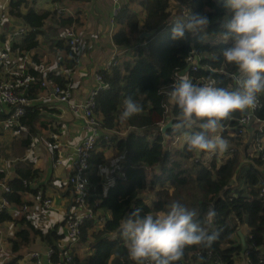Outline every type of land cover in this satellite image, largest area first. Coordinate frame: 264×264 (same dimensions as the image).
<instances>
[{
  "label": "trees",
  "instance_id": "16d2710c",
  "mask_svg": "<svg viewBox=\"0 0 264 264\" xmlns=\"http://www.w3.org/2000/svg\"><path fill=\"white\" fill-rule=\"evenodd\" d=\"M28 1L11 0L8 10L26 27L21 37L10 44L12 50L20 52L39 47V35L43 33L45 19L50 14L61 27H67L74 21V17L57 15L55 10L36 11L32 4L28 6ZM137 2L142 6V14L126 2L115 15L119 26L112 34V41L117 48L125 49L128 55L118 54L116 62L98 69L107 85L100 88L95 96L94 111L103 130L90 155L89 178L93 186L90 201L102 219L87 218L83 221L77 244H86L91 252L81 261L76 245L72 246L73 260L65 264H134L127 256L120 234L121 224L136 210L141 216L167 212L174 201L195 211L194 220L207 227L209 234L215 237L210 246L186 248L183 259L177 264H264V195H260L264 186V159L254 141L264 136V126L262 130L246 127L245 132L253 141L250 153L243 151L249 157L244 163H241L240 151L235 147H229L221 160L218 154H204V159L200 156L195 159L194 152L187 150L185 142L181 146L172 142L185 131L200 129L177 131L172 126L163 132L160 128L170 117L174 118L173 125L176 123L178 109L169 103L168 93L181 77L187 76L197 85L215 82L217 87H233L232 75L237 70L227 66L222 56L223 49L228 46L222 39L223 29L220 28L228 19L223 0ZM22 6L27 8L22 10ZM190 13L208 17L207 32L202 39L199 34L189 33L185 39L173 41L172 23ZM144 29L153 33L138 38ZM4 40L5 32H1L0 41ZM53 43L65 53L61 62L64 68L72 69L75 52L65 36H58ZM191 54L197 56L196 68L188 61ZM37 56L38 53L34 59ZM27 72L34 80L21 89L30 98L37 96L43 74L61 86H68L70 82L64 71L58 69L42 72L37 67H30ZM128 97L141 105L142 111L121 123L119 117ZM260 99L261 105L255 116L264 120V94ZM6 115L4 111L0 112V119ZM241 115L236 113L232 119L224 121L221 132L224 136L233 133L236 147L242 142L239 133ZM40 116L41 107L34 102L26 106L24 114L19 116V123L12 125L15 129L27 128L29 135L23 138L24 145L30 143L31 136L37 135ZM106 149H111L119 159L109 175V183H105L98 172L106 162ZM184 159H192V163L187 166ZM5 175V171L0 169V180L9 187V190L2 191V195L12 205H24L23 192H37L31 182L38 175V169L33 168L31 162L18 163L14 176L7 178ZM152 192L155 194L151 197ZM8 208L0 209V221L15 222ZM209 210L216 213L210 226L205 224ZM22 216L18 219L14 237L10 239L12 252L3 264H21L22 250L33 245L35 236L43 245L52 248L51 258L56 260L64 236L59 226L64 225V220L42 229ZM241 225L247 231L245 244L237 236Z\"/></svg>",
  "mask_w": 264,
  "mask_h": 264
},
{
  "label": "clouds",
  "instance_id": "9594fccd",
  "mask_svg": "<svg viewBox=\"0 0 264 264\" xmlns=\"http://www.w3.org/2000/svg\"><path fill=\"white\" fill-rule=\"evenodd\" d=\"M228 19L220 25L222 39L228 45L222 51L223 61L237 70L233 87L211 84L197 85L183 76L171 86L169 103L177 109V131L184 132L189 152L216 155L226 152L229 142L221 135L224 121L236 113L254 109L264 94V0H223ZM206 15L189 14L172 24L171 39L180 41L187 34L203 38L209 27ZM142 111L141 105L126 98L121 123ZM216 213L209 210L205 224L210 226ZM196 212L174 201L162 215H140L133 212L121 224V237L128 259L134 264H177L191 246H210L214 235L194 220Z\"/></svg>",
  "mask_w": 264,
  "mask_h": 264
},
{
  "label": "crops",
  "instance_id": "0c3cea01",
  "mask_svg": "<svg viewBox=\"0 0 264 264\" xmlns=\"http://www.w3.org/2000/svg\"><path fill=\"white\" fill-rule=\"evenodd\" d=\"M28 2V6L32 4L36 11L54 10L52 0H29ZM126 2L129 3L132 9L139 13L142 11V6L137 0H120L121 5ZM65 4L74 13L75 16L72 23L81 36L80 48L76 56H73L74 66L70 71H67L69 68H64L61 63L65 57V53L53 43V40L58 36H64L66 26L61 27L51 17L52 14L45 19L43 25L44 31L39 35V47L37 49H31L30 51L24 50L18 52L15 50L16 53L12 55L14 60L20 54L23 55L22 59L26 57L25 59L34 61V64L28 63V68L32 67L36 69L37 67L42 72L51 69L64 71V74L70 80L69 83L73 97L76 99H84L90 87L94 84V73L99 68L105 66L104 64L112 55L114 48H117L113 44L112 34L119 25L116 23L115 16L113 15L112 0H68L65 1ZM25 8L27 7H21L22 10H25ZM11 17L12 21H9L1 28V31H4L7 27L5 30L6 36L8 31L15 25L22 23L20 18L14 17L13 15ZM144 30H141L140 33ZM140 33L138 38L140 37ZM118 49L117 52L120 55L122 53L124 55L126 54V56L128 55L125 49ZM37 53L39 56H37V59H34ZM19 62L20 60L15 61L16 64ZM6 68L7 66H0V78L8 77ZM35 102L41 107V116L38 120L37 129L38 133H41V139L39 140L43 144H39L38 139L34 138L28 145H24L23 143L17 155L19 158L14 163L11 162L12 164L8 163V165L0 153V169L5 171V177L8 178L15 175V166L18 163L31 162L33 168L38 169V175L31 183L43 195L51 197L52 206L44 211L36 198V193L30 191L23 192L22 195L26 209H22V205L20 206L16 203L15 205L11 204L9 206L8 210L11 212L12 218L17 222H14V220L0 221V264H3L12 252L10 239L14 237V232L19 225L18 219L22 215H24L22 217H26L34 223L35 226L46 229L55 223L62 222L65 212L71 204L72 192L67 181L71 170L70 158L74 145L81 140L86 131L84 119L80 115L73 113L67 103L58 101L53 97L45 96L37 98ZM3 119H0V133H3L5 128L13 129L12 126L6 125ZM42 122L45 125H41ZM176 138L179 139L178 136ZM0 139L2 138L0 137ZM176 140L174 139L173 141L175 142ZM110 152L113 155L111 149L105 150L106 162L112 165L116 161V165L112 168L115 169L117 160L119 159L116 156L108 157L107 155ZM57 158H61V161L57 162ZM102 166L99 167L98 172L103 178ZM104 181L105 183H109L110 179L109 181L104 179ZM0 195H2L1 188ZM12 228V233H8L7 230ZM59 230L63 232L64 226L60 225ZM40 241L39 237L35 236L33 243L36 242L38 243L37 246H39L42 245ZM76 250L81 261L91 252L86 244H77Z\"/></svg>",
  "mask_w": 264,
  "mask_h": 264
},
{
  "label": "built area",
  "instance_id": "2783aa9c",
  "mask_svg": "<svg viewBox=\"0 0 264 264\" xmlns=\"http://www.w3.org/2000/svg\"><path fill=\"white\" fill-rule=\"evenodd\" d=\"M10 1L0 0V31L5 24L12 21L8 11ZM112 2L113 15L115 16L120 9L121 3L120 0H112ZM53 7L57 15L75 16L65 2L55 0L53 1ZM5 30L1 32H5ZM25 30L26 27L23 23L17 24L8 31L7 36L5 34V40L0 41V66H7L6 70L8 72V77L0 78V112L4 111L7 114L3 122L8 126L18 124L19 116L24 114L26 106L33 104L37 98L50 96L58 101L67 103L73 113L80 115L85 123L86 131L81 140L74 145L71 152V170L67 181L71 188L72 197L71 204L63 217L64 236L62 241H60L58 258L53 260L51 258L52 248L43 244L29 248L27 252L31 264H65L73 260L72 246L77 245L83 221L87 218H94L99 221L102 219L101 216L99 217L100 213L94 210L90 201V196L93 194V186L89 178V172L91 171L90 155L98 136L103 130L100 120L94 111L95 96L98 90L107 84L102 74L97 71L94 73V84L90 87L86 97L84 99H76L72 95L70 83L68 86H61L54 79L43 74L40 78L37 96L35 98L28 97L21 89V86H26L30 81L34 80L27 70L29 67L28 63L34 64L35 62L25 59L26 57L22 59L23 55L18 53L16 60H20V62L16 64V60H14L12 55L16 52L10 48L11 42L18 40ZM64 36L67 39V43L74 50V56H76L80 48L81 36L73 23L65 28ZM117 50L118 48H114L104 67H109L116 62V56L119 54ZM188 61L193 65V68H196L197 56L195 54L189 55ZM67 71H70V68ZM237 75L238 73L232 75L233 86H235V77ZM260 105L261 99L259 97L257 106L240 116L239 125L241 126H239V132H245L247 126L262 130L264 120L255 116V111ZM176 137L175 140L177 139ZM254 141L257 149L261 151V157L264 159V136L255 138ZM60 161L61 158H57V162ZM24 183L26 184L27 182L25 181ZM0 188L2 191L9 190L8 185L3 180H0ZM260 195H264V186L260 189ZM36 198L44 211L52 206L51 197L43 195L39 189H37ZM10 205L8 198L0 195V209ZM21 207L26 209L25 205Z\"/></svg>",
  "mask_w": 264,
  "mask_h": 264
},
{
  "label": "rangeland",
  "instance_id": "374dc122",
  "mask_svg": "<svg viewBox=\"0 0 264 264\" xmlns=\"http://www.w3.org/2000/svg\"><path fill=\"white\" fill-rule=\"evenodd\" d=\"M23 128H20V129L5 128L3 133H0V137L2 138V139H0V153L2 154L1 156H2V158H4L7 165H8V163H11V162L14 163V161H16L19 158V156H17V155L19 153L20 148H22V146H23V138H25L26 136L29 135L27 128H24V129ZM239 133L242 136V142L239 143L238 147H236L237 144H235L236 143L235 140L232 139L233 133H228L227 135H229V136H224L222 134L221 135L228 140L229 147H235L236 149L238 148V150L240 151L239 156L241 158L240 159L241 163H244V162H247V160L249 159V157H247L245 153H248V152L250 153L251 148H252L251 143H252L253 139L251 140L250 136L246 132H239ZM178 137H179V139H177L175 142L174 141L172 142V144L175 146H181L184 143V138H183L184 133L180 134ZM33 138L38 139L39 144L40 143L43 144L39 140V139H41V133L40 134L38 133L37 135L31 136V140ZM246 141H247V144L244 143ZM244 144H246V147ZM244 150H245V153L243 152ZM194 154H195V157L194 156L193 157L195 159L198 158V156H200V158H202V159L205 158V155L203 153H195L194 152ZM218 155H221L220 156V160H221L222 156L225 155V152L222 154H218ZM107 156L111 157L114 155H112L110 152V154H108ZM183 161H184L185 165H187V166H189L192 163V159H186V160L184 159ZM115 165H116V161L112 165L107 164V162L105 164H103L101 171L103 173L104 179H107L109 181V179H110L109 175L114 170L112 168H114ZM233 182H235V178H233ZM154 194L155 193L152 192V193H150V196L152 197V196H154ZM164 213L163 212H157L153 215L154 216L155 215H162ZM238 229H240L242 234L245 236L246 227L244 225H241ZM12 231H13V228L7 230L8 233H12ZM237 236H238V234H237ZM37 245H38V243L34 242L31 247H28V248H25L22 250V254H24V256L22 259H20L21 264H26V262H29L28 255H27L28 249L32 248V247H36ZM26 249H27V251H26ZM242 263L245 264L244 262H242Z\"/></svg>",
  "mask_w": 264,
  "mask_h": 264
},
{
  "label": "water",
  "instance_id": "95a60500",
  "mask_svg": "<svg viewBox=\"0 0 264 264\" xmlns=\"http://www.w3.org/2000/svg\"><path fill=\"white\" fill-rule=\"evenodd\" d=\"M153 33V31H146V30H144V31H142L141 33H140V37L142 38L143 36H149V35H151ZM173 117H170L164 124H162L161 125V130L164 132L167 128H169V127H172L173 126ZM237 233H238V235H239V238H240V241H241V243L242 244H245V237H244V235L242 234V232H241V230L240 229H237Z\"/></svg>",
  "mask_w": 264,
  "mask_h": 264
}]
</instances>
